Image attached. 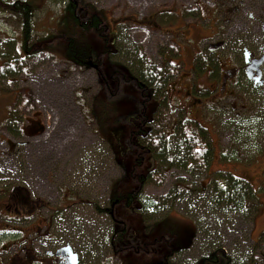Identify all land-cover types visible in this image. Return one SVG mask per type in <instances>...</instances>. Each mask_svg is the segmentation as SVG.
I'll return each mask as SVG.
<instances>
[{
  "label": "rangeland",
  "instance_id": "obj_1",
  "mask_svg": "<svg viewBox=\"0 0 264 264\" xmlns=\"http://www.w3.org/2000/svg\"><path fill=\"white\" fill-rule=\"evenodd\" d=\"M4 1L0 173H7L2 175L8 181L24 182L46 203L38 220L52 215L51 245H71L79 264H200L215 248H222L231 264H264V99L236 94L210 102L213 81L193 70L201 27L211 30L207 19L216 9L204 0H30L35 5L34 30L24 45L22 18ZM69 1L75 2L83 22L92 12L102 17L115 52L101 54L103 40L92 30L82 40L90 46L93 62L79 66L70 61L63 17ZM217 17L219 36L203 43L202 56L214 51L239 58L238 38L246 27H226L223 11ZM171 45H178L180 56L171 58L179 67L167 87L171 105L162 109L169 155L153 161L133 143L137 136L132 132L157 103L141 95L121 64L135 68L145 55L161 70V53ZM21 99L25 117L21 128L12 130L8 117ZM185 117L206 129L214 147L210 165L198 177L181 165L187 146L175 124ZM150 168L161 173V182L146 184L129 206L118 198L113 205L116 191L140 187L132 174ZM228 173L253 188V201L259 205L255 212L247 206L231 210L210 203L209 180ZM176 185L189 187L173 206L156 203ZM148 198L155 204L149 205ZM14 243L0 239V249L13 252Z\"/></svg>",
  "mask_w": 264,
  "mask_h": 264
},
{
  "label": "trees",
  "instance_id": "obj_2",
  "mask_svg": "<svg viewBox=\"0 0 264 264\" xmlns=\"http://www.w3.org/2000/svg\"><path fill=\"white\" fill-rule=\"evenodd\" d=\"M3 3L21 16L23 44L27 45L31 38V33L34 30L33 17L35 5L30 0H6ZM63 17L68 27L65 32L67 40L65 51L67 57L73 64L87 66L93 62L91 48L82 40V38L85 39V34L88 31L93 30L103 40L104 44L101 54L106 53V55H108L116 51L111 49L112 43L108 41V36L104 32L103 19L96 12H92L87 21L83 22L78 14L75 2L69 1L63 12ZM115 36L112 39L113 45L116 44ZM161 54L163 55L161 70H157L155 64L149 63L145 55L142 56L140 60L138 59L136 61L135 68L126 67L121 64L125 70L131 73L132 78H134L142 92H140L141 95L146 96L149 102L153 101L157 103V108L153 110L152 114L143 115L144 123H142L135 132H132L133 136H137V138L133 140V143L139 147L141 153L142 151L143 153L145 152L153 161H157L160 158L166 159L169 155L167 149L169 136H167L164 130L166 113H164L162 109L163 107L171 105L167 87L169 81L174 78L179 67V64L171 60L172 57L179 56L176 45L168 46L167 49H163V53ZM195 61L198 68L202 69L201 67L204 66V60H202V58H197ZM28 105H30L29 102ZM25 111L26 104L21 99L16 103V107L10 111L8 117L9 125H7V127L12 130L21 128L23 118L25 117ZM26 113H28V111ZM175 125H178L181 130V135L187 146V153L181 165L191 172L192 175L198 177L201 175L200 173L208 168L214 153L213 146L207 141V131L203 126L199 125V123L189 120L187 117L177 121ZM136 162L142 163V159L138 158ZM132 176L140 187L137 191L127 189V191L122 194L116 191L113 197V205L117 204L115 202L116 198L126 201V205L128 206L131 205L135 202L137 197L141 195L146 184L152 182L160 183L162 180L161 173L151 168L143 173L138 172L132 174ZM209 183L208 185L212 187L211 193L209 194L211 204L213 202L223 209L229 208L231 210H238L242 206H247L252 212L257 210V205L253 201V198L256 199V194L250 184L245 180L228 173L226 176L217 175L211 178ZM187 187H189V185H176L168 194L162 196L157 202L148 198V204L153 205L156 202L162 205L173 206V203L179 198L181 192ZM162 264H167V262ZM200 264H231V259L222 248H215L207 257L201 260ZM248 264H257V262L252 261Z\"/></svg>",
  "mask_w": 264,
  "mask_h": 264
},
{
  "label": "flooded vegetation",
  "instance_id": "obj_3",
  "mask_svg": "<svg viewBox=\"0 0 264 264\" xmlns=\"http://www.w3.org/2000/svg\"><path fill=\"white\" fill-rule=\"evenodd\" d=\"M214 5L216 12L225 13L226 27L242 25L246 30L238 38L243 46L239 58L230 54L216 56L217 60L207 67L206 80L214 83L209 92L210 102L224 101L236 94H253L254 98L258 96L256 101L264 99V0H215ZM213 22L218 24L216 19ZM246 49L249 56L244 54ZM231 109L237 111L235 105ZM3 173L7 174L0 175ZM3 175L0 177V239L15 241L11 248L16 249L13 252L6 247L0 249V264H67V255L57 254L67 244L51 245L52 215L38 220L46 203L33 195L24 182H11ZM3 179L7 182H1ZM34 246L42 248V253Z\"/></svg>",
  "mask_w": 264,
  "mask_h": 264
},
{
  "label": "water",
  "instance_id": "obj_4",
  "mask_svg": "<svg viewBox=\"0 0 264 264\" xmlns=\"http://www.w3.org/2000/svg\"><path fill=\"white\" fill-rule=\"evenodd\" d=\"M246 56H249V52H246ZM262 62L261 60H258V63L260 64ZM58 255H67V264H78L79 263V256L76 252L73 251L72 247L70 245H66L62 248H60L57 252Z\"/></svg>",
  "mask_w": 264,
  "mask_h": 264
},
{
  "label": "crops",
  "instance_id": "obj_5",
  "mask_svg": "<svg viewBox=\"0 0 264 264\" xmlns=\"http://www.w3.org/2000/svg\"><path fill=\"white\" fill-rule=\"evenodd\" d=\"M214 20H215V16L212 17V21H214ZM205 33H206V31L201 27V33L200 34H201L202 38L205 36ZM200 45L201 44H199V47H200Z\"/></svg>",
  "mask_w": 264,
  "mask_h": 264
}]
</instances>
